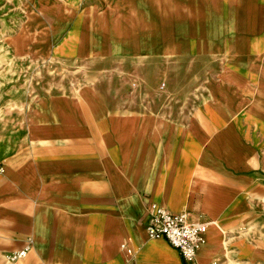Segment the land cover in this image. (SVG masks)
Instances as JSON below:
<instances>
[{"label":"crops","instance_id":"1","mask_svg":"<svg viewBox=\"0 0 264 264\" xmlns=\"http://www.w3.org/2000/svg\"><path fill=\"white\" fill-rule=\"evenodd\" d=\"M0 6L23 23L0 46V264H190L148 234L152 202L209 222L197 264H264V0ZM51 58L150 89L174 58L214 73L179 111L43 89Z\"/></svg>","mask_w":264,"mask_h":264},{"label":"rangeland","instance_id":"2","mask_svg":"<svg viewBox=\"0 0 264 264\" xmlns=\"http://www.w3.org/2000/svg\"><path fill=\"white\" fill-rule=\"evenodd\" d=\"M8 8L0 6V21L2 26L4 20L7 19V25L11 26L8 29L0 27V46H3V41L7 35H13L17 33L22 22L12 23L10 20L13 18L7 15ZM69 60H63L61 69L57 68L53 58L46 60L45 71L38 73L37 80L39 85L43 89L47 90H67L70 87L78 88L84 85L98 86L110 89L115 94L118 103L131 104L136 102H145L148 105L152 104L155 108L165 109L166 101L169 104L172 100L175 110H183L181 103V97L187 96L192 89V81L201 77H210L213 73H209L203 68V64H200L197 60L181 61V58H174L172 60L173 66L161 67L156 69L153 74L154 86L149 88L144 83L143 86L135 84L129 79L124 80L121 77L122 72L117 69H108L102 71L101 67L89 66L82 64L75 66L65 62ZM192 80V81H190ZM166 83L164 86L163 83ZM199 263V258L196 257ZM230 264H244V263H230ZM261 264V263H254Z\"/></svg>","mask_w":264,"mask_h":264},{"label":"built area","instance_id":"3","mask_svg":"<svg viewBox=\"0 0 264 264\" xmlns=\"http://www.w3.org/2000/svg\"><path fill=\"white\" fill-rule=\"evenodd\" d=\"M149 214L148 234L153 238H165L179 250L185 261L197 264L198 252L207 241L209 222L195 218L193 213L187 209L173 212L156 202L150 204ZM125 248L124 246L123 251ZM27 252L28 248L11 256V264H15ZM130 256L132 255L130 254Z\"/></svg>","mask_w":264,"mask_h":264}]
</instances>
